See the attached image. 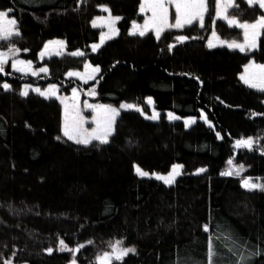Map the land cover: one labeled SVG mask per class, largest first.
I'll return each instance as SVG.
<instances>
[{"label":"trees","instance_id":"obj_1","mask_svg":"<svg viewBox=\"0 0 264 264\" xmlns=\"http://www.w3.org/2000/svg\"><path fill=\"white\" fill-rule=\"evenodd\" d=\"M234 2L229 16L241 22H253L264 12L247 0ZM141 3L0 0V11L11 9L8 15L18 21L20 32L10 42L1 41L0 51L14 44L22 50L20 58L49 69L34 78L8 64L0 73V264H71L73 259L98 264V254L112 240L137 251L114 264H205L208 236L220 231H230L246 245L241 251L247 264H264V191L242 183L248 177L264 180V152L235 155L233 149L239 139L264 138V90L241 80L245 65L264 64V34L249 53L210 48L213 30L225 41L242 42L244 35L217 20L215 0H207L203 27L195 22L169 28L159 39L153 32L132 35V22L145 21ZM100 5L121 19L118 35L94 52L103 29L92 21L107 13ZM179 35L190 39L179 42ZM53 40L64 41L68 53L40 60ZM77 51L83 55H73ZM88 63L100 68L96 81L67 78ZM5 82L11 89H3ZM25 84L41 90L55 84L64 95L75 88L84 98L94 88L91 101L132 103L143 113H121L108 143L76 144L63 134L60 101L34 92L23 96ZM148 97L159 112L157 121L146 117L152 114ZM169 112L197 121L187 127L168 120ZM203 113L211 125L202 120ZM232 159L247 167L243 176L222 175ZM176 164L183 174L171 186L135 171L139 166L167 175ZM61 239L69 248L83 249L61 251ZM214 242L218 264H236L238 255Z\"/></svg>","mask_w":264,"mask_h":264},{"label":"snow or ice","instance_id":"obj_2","mask_svg":"<svg viewBox=\"0 0 264 264\" xmlns=\"http://www.w3.org/2000/svg\"><path fill=\"white\" fill-rule=\"evenodd\" d=\"M83 2V0H81ZM249 6L258 5L259 9L264 10V0H247ZM174 5L175 7V21L174 23L169 22V5ZM234 4V0H215V16L216 18L224 19L230 26L235 25L241 29H243L244 40L243 42L237 41H222V43L227 44L229 48L239 49L240 52L250 51L257 47L258 37L264 34V12H262L258 18L253 22L243 21L241 22L235 16L229 17L227 14V10L232 7ZM100 7L108 12L109 15L107 17L97 16L95 20L92 21L93 27L98 26V22L101 24H105L109 28L108 33H101V43L104 42L105 39H110L113 35L118 32V29L114 27L115 22L120 20L119 16H112L111 11L107 5H100ZM151 10L152 15L145 20L143 26L138 25L136 21L132 22V29L130 34L139 35L141 37L145 36L149 30H154L155 36L157 39L160 38L162 32L165 29L175 28L182 29L186 25H192L194 21H198L201 27L204 26L205 15L208 12V3L207 0H142L140 11L145 12L146 10ZM8 11H0V41L10 42L14 36H19V28L18 21L15 17H9ZM217 34L213 31V36ZM175 39L179 42H183L189 40L190 37L186 35L176 36ZM57 43L60 46H63V41L52 42L49 41L48 44L44 46V50L40 52L41 58L45 56L48 52V48L50 44ZM100 45L93 44L92 50L96 51ZM209 46H214L211 41H209ZM172 47V46H170ZM22 50L17 48L14 44L8 49V51H0V73L5 72V65L9 61V56L15 57ZM23 51H27L26 49ZM73 55H83L82 52H75ZM254 62H250V65H245L246 70L252 65ZM12 68L21 72H31L32 75H39V73H47L49 69L45 67H40L38 69L32 67L31 60H23L19 58H14L11 64ZM86 68H90L91 71L87 74H81L78 72H69L67 75L80 76L81 79H95V73H99V66H91L85 65ZM259 69L258 73H253L251 76L242 75L241 79L245 84H248L253 88H260L264 90V64L256 65ZM7 74V73H5ZM3 89L9 90L11 89V85L7 82L3 83ZM31 85H25L24 89L21 93L23 96H27L29 94V89ZM38 94L44 96L45 98H51L53 96H57V85L50 84L47 90H41L40 88L34 89ZM73 99L78 100L77 90L73 88ZM95 89H92L89 92V95H95ZM59 98V97H58ZM148 103H153L152 98H147ZM61 103H64V100L61 99ZM88 107H92L97 110L98 114L103 112L107 114V119L104 121L103 126L101 127V122L98 119L97 124L98 127L89 131L88 129L83 128V117L79 116V112L75 111L69 114L68 105L65 104V124H64V135L68 137L69 140H74L77 144L88 145L93 140H97L100 143H108L109 135L114 131L113 124L115 120V116L119 114V109L113 108L110 105H87ZM75 107V106H73ZM121 108H129L135 109L141 113H143V109L136 104H122ZM149 119L156 120L159 118V113L153 109V114L148 117ZM174 113H168V119H179ZM205 121L211 124V121L207 120V117H204ZM189 122H194V118H190L189 121H186V125ZM220 134L217 133V136ZM60 139V137H57ZM254 140L252 137H248L245 139H239L236 141V147H243L247 149H252ZM229 164L232 165L229 171L222 173V175H239L244 171L243 164H233L231 160H229ZM182 165H173L172 172L167 175H161L159 173H149L139 166L136 167V172L138 175L142 177L155 176L156 179L162 180L165 184L171 185L175 182V177L179 175V169L182 168ZM199 172H203L204 169H198ZM243 187L254 190L260 189L264 191V184H257L252 182V178L248 177L243 180ZM217 229H220V226H216ZM203 229L207 233H211L208 224L203 225ZM220 241L223 247L233 255H238V259L236 264H247L248 256L245 255L241 250L246 247L244 243H241L239 238H235L230 231H220L219 234L215 237L213 235L208 236L207 241V252H206V262L205 264H218L216 257L220 255L218 246L214 241ZM92 243V241H89ZM61 246V251H69V252H79L80 248L83 245H78L76 248H69L65 241L61 239L59 241ZM111 251H105L102 255L97 256L98 264H113V261H123L126 256L130 253H135V247H126L123 245V241L117 240L110 245ZM47 251L52 253L53 249L48 248ZM256 254V253H253ZM14 255V254H13ZM5 264H11L10 261H6ZM71 264H76L75 259L71 261Z\"/></svg>","mask_w":264,"mask_h":264},{"label":"rangeland","instance_id":"obj_3","mask_svg":"<svg viewBox=\"0 0 264 264\" xmlns=\"http://www.w3.org/2000/svg\"><path fill=\"white\" fill-rule=\"evenodd\" d=\"M234 5H235V2H234V4H233V6L232 7H230L228 10H227V14L229 15V11H230V9L231 8H233L234 7ZM171 9H174V11H175V7H174V5H169V22H170V12H171ZM104 11V10H103ZM141 14L143 15V16H145V20L146 19H148L151 15H152V13H151V10L149 9V10H146L145 12H141ZM109 15V13L107 12L105 15H103V16H101V17H107ZM9 16V15H8ZM206 16V15H205ZM229 17H231V16H229ZM217 20H223V21H225L224 19H222V18H217ZM119 21V20H118ZM118 21H116L115 22V25H114V27L116 28V29H118V26H117V24H118ZM145 22V21H144ZM144 22H142V23H137L138 25H141V26H143V24H144ZM195 22H198V21H194L193 23H195ZM226 22V21H225ZM229 25V24H228ZM186 26H189V25H186ZM185 26V27H186ZM230 26V25H229ZM231 28H236V29H239V30H242V32H243V29H241V28H239V27H237V26H235V25H232V26H230ZM95 28H100V29H103V33H108L109 32V28H108V26L107 25H105V24H101L100 22H98V26L97 27H95ZM132 29V28H131ZM173 29H175V28H173ZM165 30H167V29H165ZM164 30V31H165ZM163 31V32H164ZM213 31H215V30H213ZM213 31H212V33L210 34V36H209V40H208V44H209V41H211L212 42V44L214 45V46H212V47H210V48H228V49H230V50H236V51H239V49H234V48H229L228 46H227V44H225V43H222V41H225V40H223V39H221L218 35H216V36H213ZM131 32V31H130ZM149 32H153L154 33V35H155V32H154V30H149L147 33H149ZM163 32H162V34H163ZM118 33H119V29H118V32L115 34V35H113L110 39H105L104 40V42L103 43H101V37H100V40H99V42L98 43H96V44H98V45H100L98 48H97V50L96 51H98L106 42H108V41H110L111 39H113V38H115L117 35H118ZM146 33V34H147ZM216 33V32H215ZM161 34V35H162ZM259 38H260V36L258 37V41H259ZM58 41H62V40H53L52 42H58ZM258 41H257V47H258ZM1 42V41H0ZM64 42V41H63ZM227 42H231V41H227ZM237 42H240V41H237ZM243 42V41H242ZM48 44V43H47ZM257 47L255 48V49H252V50H250V51H245V52H242V53H249V52H252V51H254V50H256L257 49ZM44 50V49H43ZM6 51H8V50H6ZM96 51H94V52H96ZM68 53V50H67V46H66V43L64 42V44H63V46H60L59 44H57V43H53V44H50L49 45V48H48V52L45 54V56L43 57V58H41V56L39 55V58H40V60H44V59H46V58H50V57H53V56H61V55H64V54H67ZM14 58H19V59H22V58H20V52L15 56V57H13V56H9V61H8V63L5 65V68H6V66L8 65V64H12V60L14 59ZM24 60V59H23ZM253 62V61H252ZM87 65H91V64H87ZM248 65H250V63L248 64ZM256 65H262V64H258V63H255L254 62V64H252L247 70H246V68L244 69V72H243V74L242 75H248V76H251L253 73H258L259 72V69L256 67ZM91 66H93V65H91ZM32 67L33 68H36V69H38L36 66H35V64L34 63H32ZM93 67H95V66H93ZM11 68H12V66H11ZM12 70L14 71V72H17V73H19V74H21V75H26V76H30V77H34V78H37V77H40V76H43V75H47L48 74V72L47 73H39V75H32L31 74V72H21V71H17L16 69H14V68H12ZM91 71V69L90 68H84L82 71H71V72H78V73H81L82 75L83 74H87V73H89ZM95 75V79H87V80H84V79H81L80 78V76H77V75H73V76H69V75H67V78L69 79V78H73V79H77L78 81H80V82H82V83H91V82H94V81H96V79H97V77H98V75H99V73H95L94 74ZM241 75V76H242ZM242 80V79H241ZM243 81V80H242ZM243 83H244V81H243ZM26 85V84H25ZM24 85V86H25ZM27 85H31V88L29 89V93L30 92H34V93H37L36 91H34V89H36V88H39L38 86H34V85H32V84H27ZM247 86H249L248 84H246ZM24 86H23V89H24ZM250 87V86H249ZM251 88H253V87H251ZM23 89H22V91H23ZM48 89V87L45 89V90H47ZM92 89H94V88H92ZM92 89H90L89 91H87L84 95L86 96V98H84L83 97V94L81 93V91L80 90H78V89H76L77 90V95H78V100H74L73 99V92L70 94V95H64V94H62L61 93V91H60V89H59V87L57 86V96H53V97H51V98H54V99H57V100H59L60 101V103H61V99H63L64 100V103H61L62 104V107H63V118H62V130H63V134H64V124H65V104H67L68 105V111H69V114H71V113H73V112H75V111H78L79 112V116H81V117H83V128L84 129H88L89 131H91L92 129H95V128H97L98 127V124H97V120L99 119L100 120V122H101V127L103 126V123H104V121L107 119V114H105V113H103V112H101V113H99L98 114V112H97V110L96 109H94V108H92V107H88L87 105H93V106H98V105H108V104H103V103H98V102H93V101H91L90 99L91 98H93V97H95L96 96V94L95 95H89V92L92 90ZM255 89H258V90H261L260 88H255ZM95 93H96V91H95ZM38 94V93H37ZM40 95V94H39ZM43 98H45L44 96H42ZM59 97V98H58ZM46 99H50V98H46ZM153 101V100H152ZM147 103H148V100H147ZM122 104H132V103H122ZM121 104V105H122ZM149 104V103H148ZM121 105H119V106H113V105H110L111 107H113V108H116V109H119V114L118 115H116L115 116V120H114V124H113V128L115 127V123H116V120H117V117L121 114V113H123V112H127V111H137V110H135V109H129V108H121L120 106ZM150 105V107L152 108V114H153V109L156 111V112H158L155 108H154V102L153 103H151V104H149ZM73 106H75V107H73ZM159 113V112H158ZM151 114V115H152ZM176 115V114H175ZM177 116V115H176ZM206 115H205V113H203V115H202V120L203 121H205V119H204V117H205ZM147 118L149 117V116H146ZM178 117V116H177ZM159 118H160V115H159ZM158 118V119H159ZM158 119H156V120H153V121H157ZM152 120V119H151ZM169 120V119H168ZM176 120H181V121H183L184 123L186 122V121H189L190 119H182V118H179V119H173V120H170V121H176ZM197 120L196 119H194V122H189L186 126L187 127H190V126H192L195 122H196ZM206 122V121H205ZM208 125H211V124H209L208 122H206ZM186 124V123H185ZM114 132V131H113ZM113 132L109 135V138L112 136V134H113ZM67 137V136H66ZM68 138V137H67ZM109 138H108V141H109ZM253 138V140H254V143H253V147H252V149H247V148H243V147H236V143H235V145L233 146V149H234V152H235V155H237L239 152H242V151H252V150H258L259 152H264V138H256V137H252ZM242 139H245V138H242ZM72 142H74V143H76L74 140H71ZM93 141H97V140H93ZM92 141V142H93ZM99 142V141H98ZM77 144V143H76ZM81 145H83V144H81ZM232 162H233V164H235V162H234V159H232L231 160ZM176 165H180V164H176ZM137 167V166H136ZM136 167H135V171H136ZM232 167V165H230L229 163H227V166H226V169H225V172H227V171H229L230 170V168ZM247 167H245L244 166V171L241 173V174H239V175H226V176H230V177H239V176H243L246 172H247ZM179 175H177L176 177H175V182L177 181V179L179 178V177H181L182 176V174H183V167L182 168H180L179 170ZM172 172V171H171ZM204 172V171H203ZM224 172V173H225ZM198 173H202V172H199L198 171ZM136 174H137V172H136ZM138 175V174H137ZM162 175V174H161ZM140 178H153V179H155V180H158V179H156V177L155 176H148V177H142V176H140V175H138ZM158 181H161L162 183H164L162 180H158ZM175 182L174 183H172L171 185H173V184H175ZM252 182L253 183H257V184H264V180H262V179H258V180H252ZM165 184V183H164ZM165 185H167V186H171V185H168V184H165ZM255 191H257V192H261L262 190H260V189H254ZM115 241H117V240H112V241H109V242H107L106 243V245H105V247L103 248V250L98 254V256L99 255H102V253L103 252H105V251H111V247H110V245L112 244V243H114ZM121 241H123V240H121ZM123 245L124 246H126V244H125V242L123 241ZM126 247H128V246H126ZM83 249V247L82 248H80V250H79V252L81 251ZM79 252H76L77 254L79 253ZM137 252V251H136ZM136 252L134 253V254H136ZM131 254H133V253H130L129 255H131ZM128 255V256H129ZM127 257V256H126ZM125 257V258H126ZM124 258V259H125ZM115 262H121V261H113V264L115 263Z\"/></svg>","mask_w":264,"mask_h":264},{"label":"crops","instance_id":"obj_4","mask_svg":"<svg viewBox=\"0 0 264 264\" xmlns=\"http://www.w3.org/2000/svg\"><path fill=\"white\" fill-rule=\"evenodd\" d=\"M91 99H92V98H91ZM91 99H90V100H91Z\"/></svg>","mask_w":264,"mask_h":264}]
</instances>
